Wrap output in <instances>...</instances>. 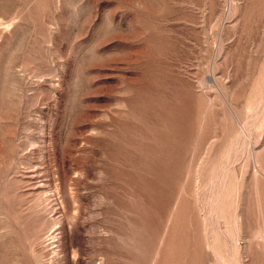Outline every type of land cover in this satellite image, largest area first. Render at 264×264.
Returning <instances> with one entry per match:
<instances>
[{"label": "rangeland", "instance_id": "rangeland-1", "mask_svg": "<svg viewBox=\"0 0 264 264\" xmlns=\"http://www.w3.org/2000/svg\"><path fill=\"white\" fill-rule=\"evenodd\" d=\"M0 264H264V0H0Z\"/></svg>", "mask_w": 264, "mask_h": 264}]
</instances>
